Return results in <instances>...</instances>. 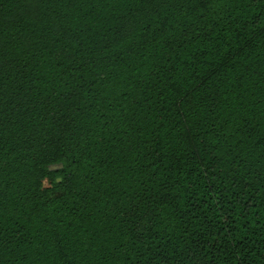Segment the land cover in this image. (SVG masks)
<instances>
[{
    "label": "trees",
    "instance_id": "16d2710c",
    "mask_svg": "<svg viewBox=\"0 0 264 264\" xmlns=\"http://www.w3.org/2000/svg\"><path fill=\"white\" fill-rule=\"evenodd\" d=\"M0 264H264V0H0Z\"/></svg>",
    "mask_w": 264,
    "mask_h": 264
},
{
    "label": "rangeland",
    "instance_id": "374dc122",
    "mask_svg": "<svg viewBox=\"0 0 264 264\" xmlns=\"http://www.w3.org/2000/svg\"><path fill=\"white\" fill-rule=\"evenodd\" d=\"M46 184H48V181L46 182Z\"/></svg>",
    "mask_w": 264,
    "mask_h": 264
}]
</instances>
